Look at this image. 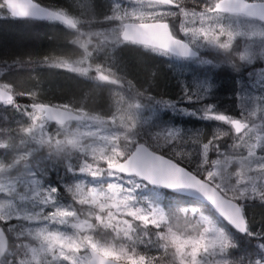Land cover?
I'll return each instance as SVG.
<instances>
[{"label":"snow or ice","instance_id":"snow-or-ice-1","mask_svg":"<svg viewBox=\"0 0 264 264\" xmlns=\"http://www.w3.org/2000/svg\"><path fill=\"white\" fill-rule=\"evenodd\" d=\"M0 11L10 18L46 19L75 30L72 43L82 50L81 58H57L50 66L121 89L124 81L111 66L96 62L93 67L95 58L120 45L207 65L213 62L201 53L210 50L224 55L237 71L233 56L244 65L264 61V0H195L191 9L183 0H133L130 11L115 2L104 17L114 27L102 32L82 31L90 21L37 0H0ZM240 37L249 41L243 50L237 47ZM252 75L264 82V69ZM211 87L202 83L195 90H182L186 103L201 104L195 110L179 102L156 101L219 122L203 141L200 134L182 133L180 128L145 132L144 105L120 93L115 111L102 118L82 106L45 103L36 92H18L0 83V105L10 106L28 122L18 129L0 128V155L11 151L13 135L22 134L25 145L51 144L55 137L56 151L68 150L66 171L78 177L65 187L73 201L65 205L59 188L43 184L46 169L29 166L27 178L20 179L2 175L12 164L0 166V264H264V225L254 228L246 212L251 202L264 205V123L251 119L255 111H242L237 118L214 104H202ZM23 95L32 99L30 105L17 103L16 97ZM259 119L264 122V112ZM51 123L57 126L55 133ZM149 186L190 192L203 206L166 209L140 194ZM229 228L257 241L255 256L233 254L239 245ZM99 230L113 234L112 240L97 238ZM153 249L159 255L151 254Z\"/></svg>","mask_w":264,"mask_h":264},{"label":"rangeland","instance_id":"rangeland-1","mask_svg":"<svg viewBox=\"0 0 264 264\" xmlns=\"http://www.w3.org/2000/svg\"><path fill=\"white\" fill-rule=\"evenodd\" d=\"M122 8H127L130 11L132 7L130 8L125 6ZM2 20H5V17H2V12H0V63L13 64L19 61H26V59H32L33 62L45 61V58H48L47 61L50 62H54L57 58L72 62L81 58L82 50L79 47L76 48L72 43V41L75 39L74 35L69 36L65 33H58L52 25L42 27L44 30L39 31L34 29L35 27L39 28V25L29 23L19 25L15 24L14 22L7 20H5V22ZM112 27H114V25H112ZM45 40H48L49 43H46ZM238 40L241 41L240 48L238 47L239 50H243L247 43H249L245 37H240ZM46 44L49 47L43 46ZM130 49L131 48L122 45L116 47L115 49H109L107 56L101 55L95 58L93 67H95L96 62L103 63L105 66H111L112 70L116 72L119 77L122 79L124 77L128 82H132L133 87L131 88H129L128 85H124L121 89L119 86L104 84L94 79L91 80L88 77L87 81H85L83 80L85 77L80 76L79 73H72L66 69H61L63 71H55L57 68H53L51 66L42 67L45 69H18L16 72H12L10 74H0V83L6 82L11 84L18 92H36L39 96V99L45 102H48L52 99H59L58 101H55L58 104L73 103L74 106H82L84 107L85 111H88L91 114L99 115L102 118H107L115 111L116 101L119 99L117 93H120V95H123L126 99L138 100L144 105V107L141 109V117L144 121L143 129L145 132L150 133L160 131L163 128L169 127L180 128L182 133H189L191 135L200 134V137L203 141H206L210 137L215 127L219 125V122L204 121L192 115L182 114L178 110L165 107L156 101H168L173 103L179 102V106L182 107L183 105V107L186 108V105L184 104L188 103H186L182 98V90L186 86L195 90L200 84L208 83L211 84L212 87L211 91L207 94L204 100H210L212 98L218 100V102H222L224 98L226 100V104L219 103V107H216L219 111L237 118L241 116L242 111H255L256 116L252 117L251 119L257 118L261 112H264V101L259 100L257 94L254 91L249 92L243 91L241 89L238 92L239 87L236 85V81H233V87L223 91L221 95L217 94L216 91L219 88L218 86H223L224 82H230L228 79L231 78V75L229 74L230 68L227 65L224 66L222 64L218 71V77H215L216 75L211 74V72L205 68V64H203L201 67H197V65L194 64V66H192L190 63L182 64L179 61H174L170 62L169 66L168 64L165 66L164 62H159L157 63L159 64L157 65V68L160 70L157 71L155 69L151 72V75L155 77V80H148L147 78H144L143 81L138 77L135 78V76L132 74L129 75L125 67H129L131 64H133L138 66L140 68L139 70H144L146 72V66L149 64L147 62H152L153 60L156 61L159 59L152 58V60H149L144 56L145 54L142 51L137 52L134 49H131L134 51H131ZM258 50L259 49L257 48V51ZM129 54H137V59L141 61H132L133 59H129ZM233 59L236 60L237 65L241 64V62L236 59L235 56ZM263 62L264 61L257 59L252 65H241H244L247 69L252 66V68L259 70ZM197 68H199V70H197ZM122 70L124 72H120ZM233 70L235 74L239 73L240 76H244L243 69L239 68L238 71L235 69ZM165 74L167 88H162L163 90H157L156 87H153V85H161L160 82L163 81L162 76H165ZM90 75H95V73H90ZM245 76L249 77L250 79L253 78L251 72H247ZM258 76L259 75H257V77ZM259 80H261V77ZM68 90L71 92V95L69 94L70 92L66 95ZM139 90H142V96L136 95ZM62 91H64L65 94H61L60 92ZM80 92H83V94H80ZM51 93L58 95L51 96ZM146 93H148V96ZM213 93L215 94L213 95ZM150 96L153 98V100L148 99ZM18 121H23V123L18 125ZM256 123L257 125H260V123ZM27 126L28 122L26 117H21L18 112H16L11 107L9 108L7 105L0 107V128L18 129V127ZM222 127L227 129L228 126L224 125ZM49 128L51 132L55 133V126L49 125ZM17 135H13V138H16ZM13 138L11 140H14ZM144 138L149 139V136L145 135ZM226 142L230 144L231 140H227ZM46 144L52 148L51 152H53V155L59 156L65 160L68 150L65 149L64 152H57L55 149V137H53L51 144ZM21 146L22 147L20 150L13 152L11 159L13 164L16 162L18 157H24L21 159H27L30 157V155H33L40 150L37 144L25 145L23 143ZM179 146L180 144L178 142V147ZM184 147L189 146L184 145ZM45 152L50 153V151L46 149ZM27 153H30V155H26ZM5 163V161H2L0 165L3 166ZM23 164L25 165L26 162L24 161ZM232 170L235 171V167ZM17 172L18 174L14 176L8 175L7 171L2 173V175L4 177L11 176L13 178L20 179L27 178L28 170H25L21 173H19V171ZM57 175H59V179L62 180L61 183L64 189L66 185L72 184L76 179H78V177L74 176L73 174L67 175L64 178L65 180L62 179L61 174ZM81 178L83 179V177ZM85 182H87V180H85ZM20 191H24L23 185L20 186ZM66 193L71 198L70 193L67 191ZM148 196H151L153 199L157 197V195L154 193L149 194ZM0 198H3L2 194H0ZM76 207H79V205H76ZM246 212L254 228L259 229L261 225H264V205H262L259 201L251 202L247 207ZM14 223L23 222L14 221ZM27 226L28 225L26 224V227ZM98 235L99 236L97 238L101 240H112L111 233L108 234L103 230H99ZM252 240L256 241L254 238Z\"/></svg>","mask_w":264,"mask_h":264},{"label":"trees","instance_id":"trees-1","mask_svg":"<svg viewBox=\"0 0 264 264\" xmlns=\"http://www.w3.org/2000/svg\"><path fill=\"white\" fill-rule=\"evenodd\" d=\"M39 2H42L41 0H38ZM48 1H51V0H48ZM46 41V43H49L48 42V40H45ZM44 47H49V46H47V44L46 45H43ZM128 55V54H127ZM129 59H133L132 61H141V60H139V59H137V54H129ZM131 63V62H130ZM147 63H149L146 67H147V70H146V72L144 71V70H139L140 68L138 67V66H136V65H133V64H131L129 67H125V69L128 71L127 73L130 75V74H132L133 76H135V78L136 77H138L140 80H143L144 81V78H147L148 80H151V79H154L155 80V77H153L152 75H151V72L152 71H154L155 69L157 70V71H159L160 69H158L157 68V65L158 64H155V62L154 61H152V62H147ZM146 69V68H145ZM250 71H252V68L250 69V70H246L245 72H250ZM138 72H145V73H138ZM134 73V74H133ZM159 73V72H158ZM142 77V78H140V77ZM165 77H166V74H165V76L163 75L162 76V78H163V81L162 82H160L161 83V85H157V84H155V85H153V87L155 88L156 87V89L158 90V89H166L167 88V86H166V81H165ZM229 80H230V82H224V84H223V87L222 88H224L225 90H228V88H230V87H233L232 85V83H233V81H232V79L231 78H228ZM162 89V90H163ZM225 90H223V91H225ZM70 91L68 90L67 92H66V95L69 93ZM61 94H65V92L64 91H62V92H60ZM70 95H71V92L69 93ZM79 94V93H78ZM80 94H83V92H80ZM58 94H53V93H51V96H57ZM69 95V96H70ZM60 96V95H59ZM190 109H192V110H195V109H197V108H200V107H197V106H190L189 107ZM21 137H22V134L18 137V138H16L15 140H12V141H9V143L12 145V148L11 149H16L17 147H18V145H20L21 146V143H23L22 142V139H21ZM45 149L46 150H48L46 147H44V149L42 150V152L40 153V152H38L36 155H35V157L34 158H32L31 160H30V162L31 163H37V162H42L41 161V157H42V154H44V153H46L45 152ZM48 151H50V150H48ZM49 153V152H48ZM52 152L50 151V156H49V158L51 157V159L54 161H56V163L54 164V168H57L58 169V172H59V174H62L63 172H65L66 171V168H65V162H64V159H62L61 157H59V156H52L53 155V153L51 154ZM213 157H214V155H212ZM73 162L75 163V160H73ZM52 164H53V162H49V163H46L44 166L43 165H40L41 167V169H46L47 170V172L49 171V172H51L52 173ZM50 173V174H51ZM163 197L158 201V203L162 206V207H164V208H166V209H169V208H177V207H189L190 205H191V203L188 201V200H186V199H183V198H180V197H174V196H170V195H167V194H163L162 195ZM233 233V232H232ZM233 235H234V237H235V239H236V242H237V244L238 245H240V246H242V243H245V239L244 238H241V237H239V236H237L236 234H234L233 233ZM240 252L241 251H239L238 250V248L237 249H235L234 251H233V254L234 255H236V256H239L240 255ZM151 254H153V253H151ZM153 255H159V253H155V254H153ZM247 255V253L245 252L244 253V256H246Z\"/></svg>","mask_w":264,"mask_h":264},{"label":"flooded vegetation","instance_id":"flooded-vegetation-1","mask_svg":"<svg viewBox=\"0 0 264 264\" xmlns=\"http://www.w3.org/2000/svg\"><path fill=\"white\" fill-rule=\"evenodd\" d=\"M123 4H128V2H125V1H121ZM183 3H184V6L185 7H190V8H193V7H195V0H183ZM189 8V9H190ZM203 54V53H202ZM219 61H221L222 63H223V65L225 66V65H227L228 67H229V65L226 63V61L225 60H219ZM220 65H222V64H220ZM218 70V69H217Z\"/></svg>","mask_w":264,"mask_h":264},{"label":"water","instance_id":"water-1","mask_svg":"<svg viewBox=\"0 0 264 264\" xmlns=\"http://www.w3.org/2000/svg\"><path fill=\"white\" fill-rule=\"evenodd\" d=\"M13 2L15 3V0H13ZM162 189H164V188H162ZM164 190H166V191H168L170 193H173V194L183 195V196H187V197H191V198H195L197 200H200L196 195H194V194H192L190 192H173V191L168 190V189H164Z\"/></svg>","mask_w":264,"mask_h":264}]
</instances>
